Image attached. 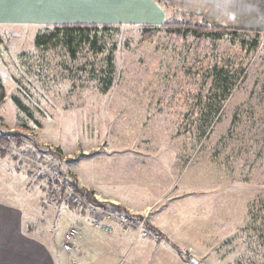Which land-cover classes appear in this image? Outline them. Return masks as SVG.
<instances>
[{
    "label": "rangeland",
    "instance_id": "obj_1",
    "mask_svg": "<svg viewBox=\"0 0 264 264\" xmlns=\"http://www.w3.org/2000/svg\"><path fill=\"white\" fill-rule=\"evenodd\" d=\"M132 8L88 39L0 29V207L55 264H264V21L214 46L168 29L211 24L206 0Z\"/></svg>",
    "mask_w": 264,
    "mask_h": 264
},
{
    "label": "crops",
    "instance_id": "obj_2",
    "mask_svg": "<svg viewBox=\"0 0 264 264\" xmlns=\"http://www.w3.org/2000/svg\"><path fill=\"white\" fill-rule=\"evenodd\" d=\"M205 12L208 17L206 19L214 25L230 28L254 27L249 20H245V16L255 14L253 17L256 21H264V0H206ZM139 13L140 8L132 7L115 14L70 8H22L16 6L14 0H0V29L29 26L28 28L43 30L65 24L131 22ZM240 21L246 22L238 24ZM9 210L15 213L17 223L11 231L5 228L0 233V264H55V258L50 254L49 257L41 255L37 260V245H27L25 242L33 236L25 232L21 214L13 208ZM112 218L108 216L107 219ZM40 251H45L46 254L48 252L45 248Z\"/></svg>",
    "mask_w": 264,
    "mask_h": 264
},
{
    "label": "trees",
    "instance_id": "obj_3",
    "mask_svg": "<svg viewBox=\"0 0 264 264\" xmlns=\"http://www.w3.org/2000/svg\"><path fill=\"white\" fill-rule=\"evenodd\" d=\"M114 26L111 23H105L103 25L101 24H65L64 26H55L53 27V29H55V33L60 32V31H65L66 33H69V40L71 41V39L76 35H78L79 33L82 36H85L87 39L90 37V34L87 33L88 31H92V30H99V29H103V30H109L111 28H113ZM170 33L175 36L178 39H183V40H188V39H193L196 40L197 42H199L200 44H213L214 46L220 42V41H235L238 39V33L240 31L238 30H233L230 28H225V27H221L218 25H211V24H202L201 22L197 23H191V22H186L184 24H176V25H170L168 26ZM49 29V28H48ZM148 29V28H147ZM145 34L148 37H151L150 35V30H145ZM255 36L252 39H248L246 37H242L240 38V42L242 43H249V47L251 49H256L259 44H260V33L259 32H254ZM238 41V42H239ZM39 44H42L44 42H40L38 41ZM93 43H96V39H93ZM102 49V47H101ZM112 69V68H111ZM217 76H219L217 74ZM232 79V78H231ZM102 80L108 81V84H112L113 82V78L107 79V77H103L102 76ZM232 82L229 81L227 82V84L225 86H223L224 89V95L229 96L231 91L233 90V85L231 84ZM6 97V93H5V89H4V84L2 81V78L0 76V105L4 102ZM71 186L72 187V193L74 196H79L82 199V202L85 203V205L88 204H92L94 201H96L91 195L90 193H88L86 190L80 188L78 182L74 181H70V179H68V177H63V182L60 184H58V189L61 193V196L59 197L60 200H63L64 198V193L66 191V186ZM51 188L52 185H50ZM65 201V200H64ZM70 205V207L75 206L74 202L68 201ZM74 203V204H73ZM84 209L88 208L86 206H83ZM148 226V224H147Z\"/></svg>",
    "mask_w": 264,
    "mask_h": 264
},
{
    "label": "snow or ice",
    "instance_id": "obj_4",
    "mask_svg": "<svg viewBox=\"0 0 264 264\" xmlns=\"http://www.w3.org/2000/svg\"><path fill=\"white\" fill-rule=\"evenodd\" d=\"M14 2L16 6L22 8H70L113 14L135 4V0H14ZM16 223L15 213L0 207V233H3L5 228L11 231Z\"/></svg>",
    "mask_w": 264,
    "mask_h": 264
},
{
    "label": "built area",
    "instance_id": "obj_5",
    "mask_svg": "<svg viewBox=\"0 0 264 264\" xmlns=\"http://www.w3.org/2000/svg\"><path fill=\"white\" fill-rule=\"evenodd\" d=\"M97 224L99 223L97 222ZM77 233L78 232L75 229H71L67 233H65L63 241H62V247L65 250H68V251L73 250V246H74V243L77 237L76 236Z\"/></svg>",
    "mask_w": 264,
    "mask_h": 264
},
{
    "label": "water",
    "instance_id": "obj_6",
    "mask_svg": "<svg viewBox=\"0 0 264 264\" xmlns=\"http://www.w3.org/2000/svg\"><path fill=\"white\" fill-rule=\"evenodd\" d=\"M189 259L191 262H193L194 264H201L199 259H197L194 255H190Z\"/></svg>",
    "mask_w": 264,
    "mask_h": 264
}]
</instances>
